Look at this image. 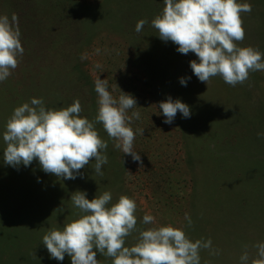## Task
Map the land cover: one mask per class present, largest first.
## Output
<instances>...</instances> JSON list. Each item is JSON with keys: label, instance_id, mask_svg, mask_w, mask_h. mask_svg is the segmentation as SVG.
<instances>
[{"label": "rangeland", "instance_id": "1", "mask_svg": "<svg viewBox=\"0 0 264 264\" xmlns=\"http://www.w3.org/2000/svg\"><path fill=\"white\" fill-rule=\"evenodd\" d=\"M237 2L252 6L241 13L245 37L238 46L264 54V0ZM163 8L164 0H0V15H17L24 48L18 67L0 82V264H71L67 254L50 258L42 241L83 215L70 200L76 191L89 200L108 191L109 206L121 195L135 200L138 229L170 225L193 242L211 239L219 255L201 250V264H240L245 245L255 256L252 245L264 242V139L257 136L264 132V71L234 87L219 76L208 85L199 81L190 67L195 54L179 53L151 26ZM141 19L148 23L137 33ZM98 77L114 97L122 91L136 99L128 115L140 113L130 127L144 129L133 142L142 165L116 149L99 123L108 142L103 176L94 160L74 180L45 173L37 160L18 168L4 163L3 132L16 107L42 98L46 109L60 110L79 99L80 117L93 121ZM182 77H191L187 86ZM169 96L189 106L190 118L178 111L171 124L163 122L158 105ZM145 214L155 223L143 224ZM96 258L112 264L99 252Z\"/></svg>", "mask_w": 264, "mask_h": 264}, {"label": "clouds", "instance_id": "2", "mask_svg": "<svg viewBox=\"0 0 264 264\" xmlns=\"http://www.w3.org/2000/svg\"><path fill=\"white\" fill-rule=\"evenodd\" d=\"M251 11L250 3L237 0H164L162 13L151 21V26L162 41L177 45L179 53L195 54L197 59L190 61V67L199 81L208 85L211 78L219 76L234 87L244 84L251 72L264 71V54L259 49L238 46L245 37L241 13ZM147 23L145 19L139 20L135 31L141 32ZM20 37L17 15H0V82L12 74L23 56ZM96 51L99 53V49ZM86 58L81 55L82 60ZM189 79L182 77L179 82L187 86ZM94 84L98 110L93 121L80 117L83 109L79 99L60 110L46 109L42 98H32L30 103L16 107L3 132L4 163L18 168L37 160L45 173L74 180L94 160L95 174L103 176L102 166L108 163L103 150L108 142L95 128L99 123L116 149L142 165L133 142L137 133L144 135V129L134 132L130 127L134 119H140V113L133 111L128 115L129 110L137 107L136 99L122 91L118 98L114 97L108 90L107 79L98 77ZM158 107L165 124H171L178 111L184 118L191 115L187 104L179 99L173 101L171 96ZM257 136L264 139V132ZM70 200L83 215L66 224L62 231L50 229L42 241L50 258L58 261H63L67 254L71 264H99V252L112 258V264H201V250L219 255L211 239L193 242L183 229L170 225L138 229L137 204L125 195L111 206L112 194L108 191L91 200L85 192L76 191ZM185 219L191 226L188 214ZM142 223L154 224L155 217L145 214ZM133 232L139 233L137 242L124 246L126 237ZM252 248L255 256L244 246L240 264H264V242H257Z\"/></svg>", "mask_w": 264, "mask_h": 264}, {"label": "bare ground", "instance_id": "3", "mask_svg": "<svg viewBox=\"0 0 264 264\" xmlns=\"http://www.w3.org/2000/svg\"><path fill=\"white\" fill-rule=\"evenodd\" d=\"M154 148H155V147H154ZM162 153H163V152H162ZM133 163H134V162H133ZM137 163H138V162H137ZM137 163H136V164H137ZM130 164H131V163H130ZM139 165H140V164H139ZM140 166H141V165H140ZM134 167H135V166H134ZM136 167H137V166H136ZM138 167H139V166H138Z\"/></svg>", "mask_w": 264, "mask_h": 264}]
</instances>
